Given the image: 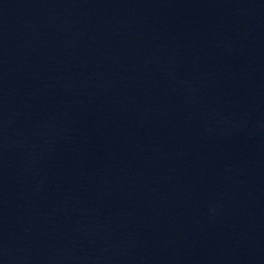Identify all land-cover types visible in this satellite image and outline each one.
Masks as SVG:
<instances>
[{
	"label": "water",
	"instance_id": "water-1",
	"mask_svg": "<svg viewBox=\"0 0 264 264\" xmlns=\"http://www.w3.org/2000/svg\"><path fill=\"white\" fill-rule=\"evenodd\" d=\"M0 264H264V0H0Z\"/></svg>",
	"mask_w": 264,
	"mask_h": 264
}]
</instances>
